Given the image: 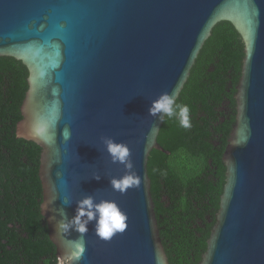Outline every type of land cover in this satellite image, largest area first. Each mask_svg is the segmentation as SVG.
I'll return each mask as SVG.
<instances>
[{
  "label": "water",
  "instance_id": "95a60500",
  "mask_svg": "<svg viewBox=\"0 0 264 264\" xmlns=\"http://www.w3.org/2000/svg\"><path fill=\"white\" fill-rule=\"evenodd\" d=\"M224 21L245 56L225 185L200 264H264V0H0V57L29 72L17 136L42 149L41 213L57 255L64 249L51 217L62 208L70 219L92 196L114 201L128 227L105 242L90 223L80 264H168L147 174L150 153L168 152L157 142L163 122L148 109L164 92L178 99ZM107 138L130 149L139 188L113 191L110 181L129 170L112 161Z\"/></svg>",
  "mask_w": 264,
  "mask_h": 264
},
{
  "label": "trees",
  "instance_id": "16d2710c",
  "mask_svg": "<svg viewBox=\"0 0 264 264\" xmlns=\"http://www.w3.org/2000/svg\"><path fill=\"white\" fill-rule=\"evenodd\" d=\"M244 42L229 22L212 29L181 91L190 128L165 118L147 163L159 237L168 264H200L225 185L223 155L235 125ZM29 72L0 57V264H55L41 213L42 149L17 136Z\"/></svg>",
  "mask_w": 264,
  "mask_h": 264
},
{
  "label": "clouds",
  "instance_id": "9594fccd",
  "mask_svg": "<svg viewBox=\"0 0 264 264\" xmlns=\"http://www.w3.org/2000/svg\"><path fill=\"white\" fill-rule=\"evenodd\" d=\"M148 113L161 122L166 117L175 118L180 127L185 129L191 127L190 109L187 105L176 102L175 91L164 92L152 100ZM152 131L155 132L156 129ZM69 136L70 133L65 131V139H68ZM104 143L112 161L123 164L129 170V174L110 181L113 191L125 194L129 189L139 188L141 178L130 171L133 165L128 146L117 143L111 138L105 139ZM95 179L99 180V177H95ZM62 203L68 204L67 201H62ZM57 214L60 219L55 220V217H51V220L55 221L54 231L62 238L64 250L62 254L57 255L55 264H80L87 250L83 236L87 234L88 225L93 221L95 222L96 236L105 242L110 241L118 233H123L128 227L126 214L114 201L102 199L97 203L92 196H87L77 202L75 214L70 219L62 208L57 210ZM72 231L79 234L75 240L67 238Z\"/></svg>",
  "mask_w": 264,
  "mask_h": 264
}]
</instances>
